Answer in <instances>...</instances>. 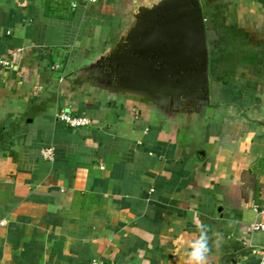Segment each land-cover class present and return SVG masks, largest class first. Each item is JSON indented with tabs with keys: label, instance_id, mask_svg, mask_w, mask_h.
Instances as JSON below:
<instances>
[{
	"label": "crops",
	"instance_id": "1",
	"mask_svg": "<svg viewBox=\"0 0 264 264\" xmlns=\"http://www.w3.org/2000/svg\"><path fill=\"white\" fill-rule=\"evenodd\" d=\"M200 2L214 107L189 122L73 87L72 63L119 35L140 0H0L12 65L0 69V264H184L201 224L207 264H257L264 0ZM61 111L91 124L70 128Z\"/></svg>",
	"mask_w": 264,
	"mask_h": 264
},
{
	"label": "water",
	"instance_id": "2",
	"mask_svg": "<svg viewBox=\"0 0 264 264\" xmlns=\"http://www.w3.org/2000/svg\"><path fill=\"white\" fill-rule=\"evenodd\" d=\"M71 82L107 98L135 100L167 120L202 122L210 88L200 0L135 4L115 45L82 66Z\"/></svg>",
	"mask_w": 264,
	"mask_h": 264
},
{
	"label": "built area",
	"instance_id": "3",
	"mask_svg": "<svg viewBox=\"0 0 264 264\" xmlns=\"http://www.w3.org/2000/svg\"><path fill=\"white\" fill-rule=\"evenodd\" d=\"M6 68L11 69L12 68L11 63L7 59L0 57V69H6ZM56 120L66 124L67 126L73 129L87 127L91 124V121L88 118L80 117V116H73L68 111L59 112L56 115ZM53 152H54L53 148H47V149L42 150L41 154L45 160L51 161L53 160V155H54ZM262 212H264V206L262 208ZM251 231L264 233V224L252 225ZM90 264H112V263H105V262L93 260L90 262ZM257 264H264V253L263 252Z\"/></svg>",
	"mask_w": 264,
	"mask_h": 264
},
{
	"label": "clouds",
	"instance_id": "4",
	"mask_svg": "<svg viewBox=\"0 0 264 264\" xmlns=\"http://www.w3.org/2000/svg\"><path fill=\"white\" fill-rule=\"evenodd\" d=\"M199 236L189 242L188 251L184 264H207L211 251L209 246L210 237L204 225H198Z\"/></svg>",
	"mask_w": 264,
	"mask_h": 264
},
{
	"label": "rangeland",
	"instance_id": "5",
	"mask_svg": "<svg viewBox=\"0 0 264 264\" xmlns=\"http://www.w3.org/2000/svg\"><path fill=\"white\" fill-rule=\"evenodd\" d=\"M156 1V0H140L141 3L147 4L149 2ZM119 35H113L108 38V42L106 44L103 43H97L93 48L90 49V52L85 53L84 56H81L79 60H76L73 62L71 66V71L79 70L82 66H84L86 63H89L91 60L95 59L97 56L102 55L105 53V51H108L110 48H112L115 43L118 41ZM209 88H210V95L213 94V88L212 84L209 80ZM209 107L207 109L206 116H208L209 112L213 110L214 107V100L210 96L209 98Z\"/></svg>",
	"mask_w": 264,
	"mask_h": 264
}]
</instances>
